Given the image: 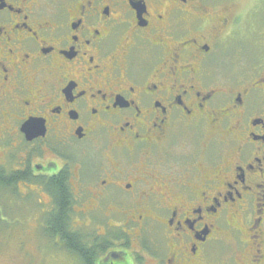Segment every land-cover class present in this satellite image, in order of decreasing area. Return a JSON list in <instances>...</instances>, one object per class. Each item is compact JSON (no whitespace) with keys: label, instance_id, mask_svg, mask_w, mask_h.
Wrapping results in <instances>:
<instances>
[{"label":"flooded vegetation","instance_id":"obj_1","mask_svg":"<svg viewBox=\"0 0 264 264\" xmlns=\"http://www.w3.org/2000/svg\"><path fill=\"white\" fill-rule=\"evenodd\" d=\"M235 5L0 0V189L33 199L24 219L63 248L62 181L95 264L154 230L152 264H205L224 237L230 264H264V65L221 66Z\"/></svg>","mask_w":264,"mask_h":264},{"label":"rangeland","instance_id":"obj_2","mask_svg":"<svg viewBox=\"0 0 264 264\" xmlns=\"http://www.w3.org/2000/svg\"><path fill=\"white\" fill-rule=\"evenodd\" d=\"M234 16L239 23L232 34V42L223 46L220 63L226 73L241 74L264 65V0H236ZM33 202V199L20 202L17 194L0 189V264H83L75 253L60 248L54 237L43 233L44 228L36 221L34 207L30 206L29 218H23L24 206ZM97 227L105 231V225L98 222L83 229L95 232ZM112 230L116 229L108 231ZM155 231L144 238L145 250L133 239L132 244L125 247L128 255L122 261L125 259L126 264H152L155 256L164 255L166 243ZM153 242L160 246L156 249ZM230 254L231 240L224 237L210 251L205 264H230Z\"/></svg>","mask_w":264,"mask_h":264},{"label":"trees","instance_id":"obj_3","mask_svg":"<svg viewBox=\"0 0 264 264\" xmlns=\"http://www.w3.org/2000/svg\"><path fill=\"white\" fill-rule=\"evenodd\" d=\"M55 193L57 196L63 200L61 204V214L59 218H54L48 221L45 225V232L62 234L63 248L70 252H77L84 260V264H95L97 258L99 257L100 250L96 247L88 246V242L84 241L79 235L78 231H73L71 229V224L65 219L66 206L64 201L66 200V188L62 181H57L55 183ZM127 238V237H126ZM106 241V240H105ZM145 245V244H144Z\"/></svg>","mask_w":264,"mask_h":264}]
</instances>
